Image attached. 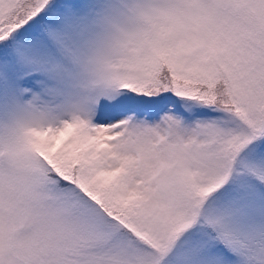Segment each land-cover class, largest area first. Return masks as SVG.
Segmentation results:
<instances>
[{"label":"snow or ice","instance_id":"6c2138e0","mask_svg":"<svg viewBox=\"0 0 264 264\" xmlns=\"http://www.w3.org/2000/svg\"><path fill=\"white\" fill-rule=\"evenodd\" d=\"M0 264H264V0H0Z\"/></svg>","mask_w":264,"mask_h":264}]
</instances>
